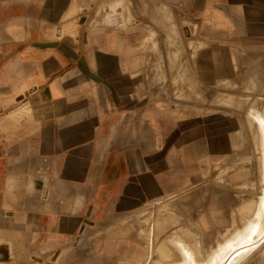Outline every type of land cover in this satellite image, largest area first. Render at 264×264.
<instances>
[{"label":"crops","instance_id":"obj_1","mask_svg":"<svg viewBox=\"0 0 264 264\" xmlns=\"http://www.w3.org/2000/svg\"><path fill=\"white\" fill-rule=\"evenodd\" d=\"M81 3L0 0V264H98L85 219L148 182L264 216L257 128L192 121L194 87L219 114L243 112L228 87L264 103V0Z\"/></svg>","mask_w":264,"mask_h":264},{"label":"rangeland","instance_id":"obj_2","mask_svg":"<svg viewBox=\"0 0 264 264\" xmlns=\"http://www.w3.org/2000/svg\"><path fill=\"white\" fill-rule=\"evenodd\" d=\"M165 1L172 7L179 6L170 0ZM98 2V5H94V0H82L77 11L87 16L85 19L87 21L95 20L106 14L107 9L112 13L111 7L107 8L102 5L101 0ZM98 19L101 20V18ZM184 26L186 25L179 24L177 28L175 25L173 27L175 31L181 32ZM200 89L194 87V117L192 119L194 126H250L254 130L257 128V135H252L253 141L256 143L254 137H257L260 142L259 147L264 145V133L258 128L264 127L263 119L248 118L252 105L254 109L261 110L259 114L264 117V103H261V107L256 106V101L260 98L257 99V96L251 93L250 88L228 87L231 91L234 89L238 91L236 95L242 99L241 112L242 110L243 112H240V116L219 114L217 107L220 104L217 99L212 96L207 98L205 93L203 97ZM209 90L211 94L221 95L224 87H210ZM178 105L181 106L180 103ZM229 105L227 103V109ZM217 114L222 118L219 119ZM179 121L185 123L184 119ZM136 190L138 189L135 188L129 192ZM151 196V192L146 195V197ZM121 198H113L99 206L98 208L105 210H103V215L87 217L86 223L83 224L81 234L84 230L87 233L88 230L87 235L83 234L84 238L97 242L98 264H218L233 250H236L233 257L224 264H264V216L217 214L218 220L213 223L212 230L196 229L194 230L195 236L190 237L183 236L186 231L158 225V221L162 218L157 214L165 208L159 200V202H153L151 206L138 208L139 199H133L130 203L118 206L117 201ZM151 218L153 219L147 222ZM149 227L164 231H150ZM189 230L191 229L187 231Z\"/></svg>","mask_w":264,"mask_h":264},{"label":"water","instance_id":"obj_3","mask_svg":"<svg viewBox=\"0 0 264 264\" xmlns=\"http://www.w3.org/2000/svg\"><path fill=\"white\" fill-rule=\"evenodd\" d=\"M137 189L138 190L134 192H128L120 196L122 198L117 201V205L122 206L128 202L130 203L133 199H139L137 206L138 208H143L151 206L153 202L155 203L160 201L159 203L163 204L165 208L160 210L161 215L157 214L162 218L158 221V225L175 227L176 229L181 227L184 228L185 226L190 228L191 230L189 231H187V228L182 230L186 231L183 236H195L194 230L196 229L212 230L213 223L218 220L215 208L202 189H194L193 194L191 192H186L185 195H164L154 182H150L149 184L141 186ZM149 192L152 193V196L146 197ZM103 210L104 209L98 208L90 213L88 217H101L103 215ZM152 219L153 218L148 219L147 222ZM82 230L83 226L81 232ZM149 230L156 232L164 231L157 229L156 227H149Z\"/></svg>","mask_w":264,"mask_h":264},{"label":"bare ground","instance_id":"obj_4","mask_svg":"<svg viewBox=\"0 0 264 264\" xmlns=\"http://www.w3.org/2000/svg\"><path fill=\"white\" fill-rule=\"evenodd\" d=\"M235 251L236 250L231 251L228 255L224 257L223 261L221 260L218 264H224V262L226 263L227 261H229L231 257H233Z\"/></svg>","mask_w":264,"mask_h":264},{"label":"built area","instance_id":"obj_5","mask_svg":"<svg viewBox=\"0 0 264 264\" xmlns=\"http://www.w3.org/2000/svg\"><path fill=\"white\" fill-rule=\"evenodd\" d=\"M172 3L180 5L184 0H170Z\"/></svg>","mask_w":264,"mask_h":264}]
</instances>
